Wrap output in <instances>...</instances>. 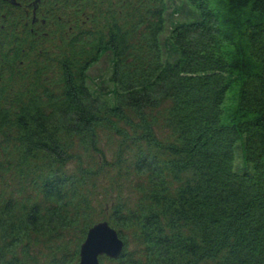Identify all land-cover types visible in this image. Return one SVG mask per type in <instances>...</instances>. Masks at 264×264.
<instances>
[{
    "label": "trees",
    "instance_id": "16d2710c",
    "mask_svg": "<svg viewBox=\"0 0 264 264\" xmlns=\"http://www.w3.org/2000/svg\"><path fill=\"white\" fill-rule=\"evenodd\" d=\"M115 137L143 180L135 209L110 207L114 261L264 264V0H0V264L89 217Z\"/></svg>",
    "mask_w": 264,
    "mask_h": 264
},
{
    "label": "rangeland",
    "instance_id": "374dc122",
    "mask_svg": "<svg viewBox=\"0 0 264 264\" xmlns=\"http://www.w3.org/2000/svg\"><path fill=\"white\" fill-rule=\"evenodd\" d=\"M111 59L109 55L104 56L99 62H97L91 69L90 75L95 78V81L101 85L107 83V79L110 73ZM106 86V85H105ZM116 137L109 140V143L102 142L99 145L100 151L104 154L105 158L109 160L110 163H119L121 160L117 157V147ZM79 153L81 155L82 165L86 167L91 159H98L99 155L92 147L85 148L80 146ZM128 155H125L121 161V166H114L107 168V166H100L93 168L94 179H89L87 184H84L82 192L87 194L90 199L91 209H88L89 217H81L76 225L67 228L62 234L55 233L52 236H33L35 242L33 247V254L35 262L32 264H51L53 258H60L62 263L58 264H80V247L85 241L83 238L80 241L79 233L81 231L82 225L87 221L94 223L107 220L110 221L112 218L111 206L117 203L119 200L125 202L126 209H135L137 202L140 199V194L136 190L134 181L138 178L139 181L143 179L132 172L129 168ZM76 160L69 164V173L79 174V171L75 168ZM241 166L242 163L238 162ZM104 167V168H103ZM17 184L13 182V188L16 189ZM34 191L31 193L33 195ZM92 219V220H91ZM111 224V223H110ZM112 225V224H111ZM130 251L138 250L139 242L135 237V232L133 229L127 231ZM76 248L79 249V255L77 261H74V252ZM109 257H101L102 264H119L113 259H108Z\"/></svg>",
    "mask_w": 264,
    "mask_h": 264
},
{
    "label": "water",
    "instance_id": "95a60500",
    "mask_svg": "<svg viewBox=\"0 0 264 264\" xmlns=\"http://www.w3.org/2000/svg\"><path fill=\"white\" fill-rule=\"evenodd\" d=\"M124 248L125 241L109 221L97 222L89 228L85 241L81 244L80 264H102L103 256L119 258Z\"/></svg>",
    "mask_w": 264,
    "mask_h": 264
}]
</instances>
